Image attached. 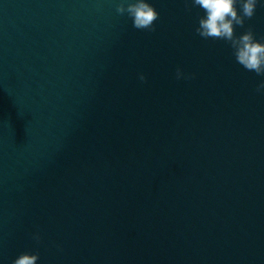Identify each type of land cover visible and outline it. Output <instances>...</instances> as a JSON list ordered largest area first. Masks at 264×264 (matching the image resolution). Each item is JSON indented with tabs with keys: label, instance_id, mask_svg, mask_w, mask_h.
Wrapping results in <instances>:
<instances>
[{
	"label": "water",
	"instance_id": "95a60500",
	"mask_svg": "<svg viewBox=\"0 0 264 264\" xmlns=\"http://www.w3.org/2000/svg\"><path fill=\"white\" fill-rule=\"evenodd\" d=\"M116 2L0 0V264H264V77L185 0Z\"/></svg>",
	"mask_w": 264,
	"mask_h": 264
},
{
	"label": "clouds",
	"instance_id": "9594fccd",
	"mask_svg": "<svg viewBox=\"0 0 264 264\" xmlns=\"http://www.w3.org/2000/svg\"><path fill=\"white\" fill-rule=\"evenodd\" d=\"M264 7V0H185V10L191 12L199 8L203 15L198 16L196 34L205 40H223L232 49L235 61L248 72L264 77V37L257 39L253 27L249 25L239 35L237 28H245L246 21L256 14L257 7ZM115 12L119 16H127L135 29L155 32L156 21L160 13L150 0H117ZM177 80L195 78L194 73H185L176 69ZM141 82L146 81L144 74L139 75ZM256 92L264 95V79L256 86ZM32 238L40 243L39 232ZM39 252L25 251L20 253L12 264H38Z\"/></svg>",
	"mask_w": 264,
	"mask_h": 264
}]
</instances>
